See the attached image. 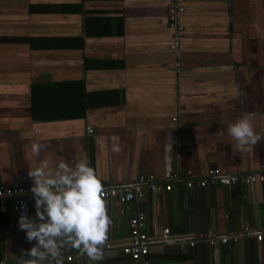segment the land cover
Returning a JSON list of instances; mask_svg holds the SVG:
<instances>
[{
  "label": "crops",
  "instance_id": "1",
  "mask_svg": "<svg viewBox=\"0 0 264 264\" xmlns=\"http://www.w3.org/2000/svg\"><path fill=\"white\" fill-rule=\"evenodd\" d=\"M168 4L0 0V188L32 185L28 171L45 158L87 161L103 187L140 176L171 185L120 206L106 200L104 258L62 264H132L120 248L136 214L149 239L163 229L175 239L149 245L143 264H264V181L184 186L209 169L264 164V140L241 152L227 134L248 113L264 136V0H181L174 49ZM35 141L44 146L39 158ZM166 147L179 176L171 182ZM35 243L0 211V264H17ZM61 253L79 254L70 246Z\"/></svg>",
  "mask_w": 264,
  "mask_h": 264
},
{
  "label": "clouds",
  "instance_id": "2",
  "mask_svg": "<svg viewBox=\"0 0 264 264\" xmlns=\"http://www.w3.org/2000/svg\"><path fill=\"white\" fill-rule=\"evenodd\" d=\"M227 134L241 152L252 151L254 145L264 140L248 113L230 123ZM43 150L38 141L32 143L34 157L39 158ZM111 150L119 152V144H112ZM28 176L33 181L30 191L36 215L34 219L22 215L18 227L26 233L28 242L36 243L20 254L17 264H43L44 261L62 264L61 249L65 246L76 249L90 261L102 260L112 222L106 210L103 184L88 162L69 164L60 159L53 166L45 158L28 171Z\"/></svg>",
  "mask_w": 264,
  "mask_h": 264
},
{
  "label": "built area",
  "instance_id": "3",
  "mask_svg": "<svg viewBox=\"0 0 264 264\" xmlns=\"http://www.w3.org/2000/svg\"><path fill=\"white\" fill-rule=\"evenodd\" d=\"M181 0H169L167 9V24L170 29L174 31V45L172 48H176L178 42V32L181 27L178 26V17L182 13V6L180 5ZM175 120V119H173ZM86 133L91 134L92 130L87 127ZM179 176L176 173H171L168 177L169 182L178 179ZM212 182L222 186H232L236 183L243 185H252L261 183L264 181V164H261L257 169L244 173H227L220 169H209L206 171L203 178L195 181H187L184 186L186 189H190L193 186L203 187L206 183ZM32 185L26 186H15V187H4L0 188V211L5 212L9 210L13 213L16 223L20 217H29V206L34 204L33 194L30 191ZM171 188L170 184L158 183L151 176H140L136 181L122 186L116 187H104V199L105 201H111L114 205L120 206L133 201L136 198L142 197L145 191L151 193L158 191H168ZM143 215L136 214L129 222V235L127 242L121 246V252L127 256L132 264H143L144 257L147 254L148 246L154 243H161L172 241L168 236V230L163 229L161 231V237L159 239L151 240L142 232L143 229ZM262 234H255L254 237L257 241L262 239ZM228 238H221L220 241L224 242ZM236 240V237H233ZM108 248V245L104 246ZM85 256L79 254L73 256H62V260L67 262L80 260Z\"/></svg>",
  "mask_w": 264,
  "mask_h": 264
},
{
  "label": "water",
  "instance_id": "4",
  "mask_svg": "<svg viewBox=\"0 0 264 264\" xmlns=\"http://www.w3.org/2000/svg\"><path fill=\"white\" fill-rule=\"evenodd\" d=\"M170 158H171L170 147H166L165 149V175L166 176H169L171 174V159Z\"/></svg>",
  "mask_w": 264,
  "mask_h": 264
},
{
  "label": "trees",
  "instance_id": "5",
  "mask_svg": "<svg viewBox=\"0 0 264 264\" xmlns=\"http://www.w3.org/2000/svg\"><path fill=\"white\" fill-rule=\"evenodd\" d=\"M95 63L94 62H90L89 64L87 63L85 66L86 67H90V68H95V67H97L96 65H94Z\"/></svg>",
  "mask_w": 264,
  "mask_h": 264
}]
</instances>
